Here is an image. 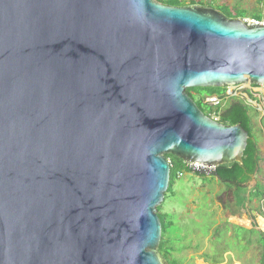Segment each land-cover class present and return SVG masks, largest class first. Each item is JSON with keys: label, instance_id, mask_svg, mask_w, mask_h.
<instances>
[{"label": "water", "instance_id": "obj_1", "mask_svg": "<svg viewBox=\"0 0 264 264\" xmlns=\"http://www.w3.org/2000/svg\"><path fill=\"white\" fill-rule=\"evenodd\" d=\"M239 85L264 86V25L250 19L155 0H0V264H168L166 156L242 165L250 140L186 90Z\"/></svg>", "mask_w": 264, "mask_h": 264}, {"label": "rangeland", "instance_id": "obj_2", "mask_svg": "<svg viewBox=\"0 0 264 264\" xmlns=\"http://www.w3.org/2000/svg\"><path fill=\"white\" fill-rule=\"evenodd\" d=\"M185 7H227L231 13L245 11L249 17L264 11V0H180ZM262 1V3H259ZM264 87V86H263ZM239 85L226 89L223 106L243 102L250 106L259 149L256 185L247 187V197L258 186L264 190V88ZM259 189V188H258ZM173 194L163 200V213L170 216L169 229L174 258L181 264H257L264 247L257 232L264 234V197L252 199L237 209L235 191L210 177L185 175L173 182ZM166 195V194H165ZM246 228L237 229L235 228ZM248 229V230H247ZM251 230V233H250ZM253 232V233H252ZM170 239V238H169Z\"/></svg>", "mask_w": 264, "mask_h": 264}, {"label": "trees", "instance_id": "obj_3", "mask_svg": "<svg viewBox=\"0 0 264 264\" xmlns=\"http://www.w3.org/2000/svg\"><path fill=\"white\" fill-rule=\"evenodd\" d=\"M156 2L173 8H184L185 5L182 4L180 0H155ZM214 0H206V2H213ZM259 3H262L260 1ZM194 6V4H191ZM190 7V6H189ZM218 11L225 14L226 18L229 20L236 19H251V20H261L262 14L257 13L251 17L245 11L237 14H233L227 7H219ZM186 94L195 102L198 108L206 115L212 117L214 115L219 118V123L225 126H237L240 125L245 131L248 132L250 140L248 141L247 149L244 153L243 164L233 163L231 165L218 166L215 172L209 176L203 173H194L188 171L186 163L182 160L173 157L166 156V159L170 161L171 165V176L168 191L166 192L165 199L168 195L173 194V182H175L177 174L192 175L196 177L207 178L210 177L218 181V183L223 184L229 190L235 191V202L237 209L245 207V204L252 199H258L264 197V190L258 186L252 193H249L247 197V186L248 183L254 178L259 169L260 157L259 149L257 145V140L254 135L252 118L250 116V106L243 102H235L229 106H210L206 103L207 98L217 97L223 103L225 99L228 98L226 94V88L221 89H188ZM259 188V189H258ZM157 214L160 219L162 236L159 246V253L167 261L168 264H181V261L176 260L174 256V248L169 240V229L173 225L172 221H169L170 216L163 213V206L157 208ZM251 233V232H250ZM253 233V232H252ZM257 233V232H254ZM261 246L264 247V234L258 233ZM213 264H223V261H214ZM260 264H264V254L260 260Z\"/></svg>", "mask_w": 264, "mask_h": 264}, {"label": "built area", "instance_id": "obj_4", "mask_svg": "<svg viewBox=\"0 0 264 264\" xmlns=\"http://www.w3.org/2000/svg\"><path fill=\"white\" fill-rule=\"evenodd\" d=\"M256 24H260V25H264V13H263V18L260 22H257V21H254ZM206 103H208L209 105L211 106H214V107H217V106H220L221 105V101L218 99V98H209L206 100ZM214 120L218 121L219 119L216 118V117H213ZM200 166V167H204V169H211V168H216V167H208V166H205V165H202V164H198V163H193V164H186V167L187 166ZM188 169V168H187ZM189 172H191L192 174H194L195 172L194 171H190L188 169ZM183 177V174H178V178H182Z\"/></svg>", "mask_w": 264, "mask_h": 264}, {"label": "clouds", "instance_id": "obj_5", "mask_svg": "<svg viewBox=\"0 0 264 264\" xmlns=\"http://www.w3.org/2000/svg\"><path fill=\"white\" fill-rule=\"evenodd\" d=\"M263 13H264V11H263ZM262 18H263V15H262ZM262 18H261V20H262ZM251 20V19H250ZM261 20H252V21H257V22H260ZM258 88V87H257ZM226 89H230V88H226ZM212 98H214V97H212ZM215 98H217V97H215ZM208 99V98H207ZM220 100V99H219ZM208 104V103H207ZM211 106V105H210ZM221 106H223V103L221 102ZM213 117H215L214 115H212V117L211 118H213ZM219 119V118H218ZM218 122H219V120H218ZM169 163H170V161H169ZM170 168H171V165H170ZM185 175L183 174V177H184ZM182 177V178H183ZM176 179L178 180V179H181V178H178V174H177V177H176ZM165 199V198H164Z\"/></svg>", "mask_w": 264, "mask_h": 264}, {"label": "flooded vegetation", "instance_id": "obj_6", "mask_svg": "<svg viewBox=\"0 0 264 264\" xmlns=\"http://www.w3.org/2000/svg\"><path fill=\"white\" fill-rule=\"evenodd\" d=\"M207 8V7H206ZM219 13H221L223 16H225V14H223L221 11H218ZM242 12V11H241ZM238 13H240V12H238ZM226 17V16H225ZM253 179V178H252ZM252 181V180H251ZM251 181L248 183V185L251 183ZM245 206H246V204H245ZM237 229H245V228H235V231L237 230ZM256 232V231H255Z\"/></svg>", "mask_w": 264, "mask_h": 264}, {"label": "crops", "instance_id": "obj_7", "mask_svg": "<svg viewBox=\"0 0 264 264\" xmlns=\"http://www.w3.org/2000/svg\"><path fill=\"white\" fill-rule=\"evenodd\" d=\"M245 229H246V228H245ZM247 230H248V229H247ZM254 230L257 232V229L254 228ZM263 230H264V228H263ZM250 232H251V230H250ZM257 233H259V232H257ZM260 234H261V233H260ZM169 238H170L169 240L171 241V239H172L171 236H170ZM261 259H262V258H261ZM261 259H260V260H261ZM223 264H224V262H223ZM257 264H260V261H259Z\"/></svg>", "mask_w": 264, "mask_h": 264}]
</instances>
